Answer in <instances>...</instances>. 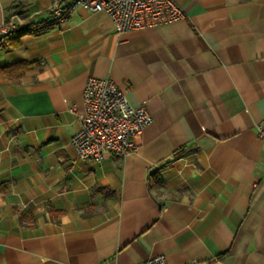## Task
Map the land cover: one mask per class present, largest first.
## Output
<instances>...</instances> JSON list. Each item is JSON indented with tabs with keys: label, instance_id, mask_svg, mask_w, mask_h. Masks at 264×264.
I'll use <instances>...</instances> for the list:
<instances>
[{
	"label": "crops",
	"instance_id": "crops-1",
	"mask_svg": "<svg viewBox=\"0 0 264 264\" xmlns=\"http://www.w3.org/2000/svg\"><path fill=\"white\" fill-rule=\"evenodd\" d=\"M176 3L116 33L102 12L0 0V27H43L0 49L29 64L0 77V264H264V0ZM90 77L152 117L124 157L72 146Z\"/></svg>",
	"mask_w": 264,
	"mask_h": 264
},
{
	"label": "built area",
	"instance_id": "built-area-1",
	"mask_svg": "<svg viewBox=\"0 0 264 264\" xmlns=\"http://www.w3.org/2000/svg\"><path fill=\"white\" fill-rule=\"evenodd\" d=\"M77 8L106 14L116 33L167 24L184 15L176 0H52L49 14L63 22ZM8 30L0 27V35ZM82 103L84 113L77 116L78 130L71 141L81 158L101 161L106 155L126 156L136 150L138 138L152 122L144 106H133L128 101L127 90H119L108 79L88 78ZM70 110L75 112L74 107ZM256 133L264 142V127L257 125ZM138 264L168 263L164 255H157Z\"/></svg>",
	"mask_w": 264,
	"mask_h": 264
},
{
	"label": "trees",
	"instance_id": "trees-1",
	"mask_svg": "<svg viewBox=\"0 0 264 264\" xmlns=\"http://www.w3.org/2000/svg\"><path fill=\"white\" fill-rule=\"evenodd\" d=\"M24 26L22 28H13L8 30L7 34L0 35V49L1 48H16L20 45V38L29 33H35L37 30L43 29V27ZM29 64L26 62H16L9 66H0V77L8 76L12 72L20 75L24 70L28 68Z\"/></svg>",
	"mask_w": 264,
	"mask_h": 264
}]
</instances>
